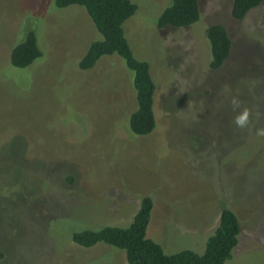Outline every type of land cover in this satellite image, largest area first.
Listing matches in <instances>:
<instances>
[{
    "label": "rangeland",
    "instance_id": "rangeland-1",
    "mask_svg": "<svg viewBox=\"0 0 264 264\" xmlns=\"http://www.w3.org/2000/svg\"><path fill=\"white\" fill-rule=\"evenodd\" d=\"M132 1L126 35L157 84L156 128L144 136L129 129L136 99L124 59L78 67L101 38L82 6L0 0V264H128L124 250L84 247L72 233L130 225L142 195L153 199L147 236L165 253H203L227 208L241 232L226 264H264V2L237 21L233 0H199L197 22L160 28L172 0ZM214 23L232 38L218 69L206 36ZM34 26L43 55L16 68L10 49ZM233 97L249 110L243 128Z\"/></svg>",
    "mask_w": 264,
    "mask_h": 264
},
{
    "label": "trees",
    "instance_id": "trees-1",
    "mask_svg": "<svg viewBox=\"0 0 264 264\" xmlns=\"http://www.w3.org/2000/svg\"><path fill=\"white\" fill-rule=\"evenodd\" d=\"M263 2L264 0H233L231 15L235 20L241 21L250 10ZM55 4L60 8L70 5L82 6L101 34V38L92 41L79 60V69H91L104 55L118 54L124 59L127 67L133 72L132 83L136 99V107L129 116V129L136 136L150 134L157 123L154 110L157 84L149 62L134 55L124 27L126 20L136 14L138 4L132 0H55ZM37 14L29 16L36 17ZM199 19V0H172L160 13L157 26L181 27L191 25ZM39 31L40 28L36 26L27 31L19 29L10 49V62L14 67L26 68L42 57L43 51L38 41ZM206 36L211 49L209 65L212 69H218L230 56L231 35L223 24L214 23L207 27ZM152 209V197L142 195L140 208L130 225H108L95 230L74 231L72 240L84 247L104 242L124 250L128 264H226V261L232 258L241 232L240 221L232 210H222L219 224L208 237L203 253L185 248L167 254L158 242L147 236ZM3 257L4 254L0 252V259Z\"/></svg>",
    "mask_w": 264,
    "mask_h": 264
},
{
    "label": "clouds",
    "instance_id": "clouds-1",
    "mask_svg": "<svg viewBox=\"0 0 264 264\" xmlns=\"http://www.w3.org/2000/svg\"><path fill=\"white\" fill-rule=\"evenodd\" d=\"M231 104H232L233 110L235 112V115L233 117V123L238 128L245 127L248 123L249 110L246 107L240 108V101L236 97H233L231 99ZM236 109H240V110L236 111ZM256 135L257 136H264V128H258L256 131Z\"/></svg>",
    "mask_w": 264,
    "mask_h": 264
}]
</instances>
